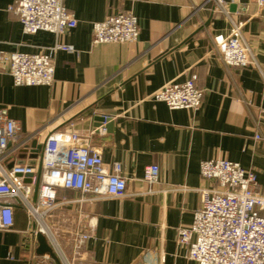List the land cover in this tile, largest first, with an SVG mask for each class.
I'll return each instance as SVG.
<instances>
[{"label": "crops", "instance_id": "0c3cea01", "mask_svg": "<svg viewBox=\"0 0 264 264\" xmlns=\"http://www.w3.org/2000/svg\"><path fill=\"white\" fill-rule=\"evenodd\" d=\"M230 2L231 0H227ZM16 0H0V51L37 54L56 41L73 47L57 52L50 87L13 85L0 71V111L31 136L30 149L57 132L89 136L108 168L121 164L126 197L69 203L47 218L69 264H196L178 244V229L189 227L200 207L199 190L210 181L201 162L227 160L253 170L264 191V6L234 0V14L259 68L223 66L213 38L230 31L207 0H64L76 28L56 38L25 34L8 10ZM130 12L139 35L132 44H92V26L111 14ZM197 75L203 92L196 112L169 110L151 96L165 84ZM109 117L106 129L98 118ZM103 124V123H102ZM108 128V129H107ZM33 146V147H32ZM36 146V147H35ZM157 165L158 182L147 192L144 168ZM58 201L79 199L59 189ZM34 224L14 209V225L0 231V264H31L37 255ZM89 239L76 252L73 233Z\"/></svg>", "mask_w": 264, "mask_h": 264}, {"label": "built area", "instance_id": "2783aa9c", "mask_svg": "<svg viewBox=\"0 0 264 264\" xmlns=\"http://www.w3.org/2000/svg\"><path fill=\"white\" fill-rule=\"evenodd\" d=\"M252 1L260 8L264 6V0ZM207 2L212 4V12L221 14L230 25L228 34L213 38L223 66L259 68L242 32L243 23L236 19L240 12L232 14L229 10L234 0ZM8 10L17 16L28 35L48 32L59 38L77 26L64 0H16ZM138 35L137 19L130 12L111 14L92 26L93 45L132 44ZM59 51L74 50L56 41L51 48L37 54L0 51V71L7 72L16 87H50L54 76L53 56ZM202 99L196 74L181 84H165L151 96V100L164 103L169 110L190 112L200 108ZM102 117L105 121L110 119ZM31 138L22 133L16 121L0 111V231L13 227L14 209L19 207L34 224L33 237L38 233L43 235L60 264H69L60 248L59 233L47 224L48 216L63 204L124 198L126 178L121 164L105 166L100 151L89 145V136L73 131L53 133L35 154L29 151ZM255 139L264 141V136L256 134ZM199 171L212 185L199 190L200 207L194 211L191 225L178 229V244L187 248L188 259L196 264H264V191L256 173L227 160L201 162ZM158 177L157 165L144 168L147 192H151ZM59 189L77 193L79 199L58 201ZM89 237L87 232L73 233L74 250L78 252ZM31 264L56 262L48 254H34Z\"/></svg>", "mask_w": 264, "mask_h": 264}, {"label": "water", "instance_id": "95a60500", "mask_svg": "<svg viewBox=\"0 0 264 264\" xmlns=\"http://www.w3.org/2000/svg\"><path fill=\"white\" fill-rule=\"evenodd\" d=\"M234 6H230V12H234ZM104 118L101 116L98 118V122L99 124H97L96 127H99L102 125V123H104ZM106 124L109 122V120H106L105 121ZM105 129H106V126H105ZM108 129V128H107ZM33 147V146H32ZM36 147V146H35ZM42 149V146H37L36 147V152H40ZM36 192H37V185L35 187V192L34 194L36 195ZM36 240H37V244H38V247H37V254L38 255H43V254H48L55 262L56 264H60L59 260L57 259V257L53 254L51 248L49 247V245L47 244L46 242V239L44 238L43 235L41 234H37L36 235Z\"/></svg>", "mask_w": 264, "mask_h": 264}, {"label": "bare ground", "instance_id": "6f19581e", "mask_svg": "<svg viewBox=\"0 0 264 264\" xmlns=\"http://www.w3.org/2000/svg\"><path fill=\"white\" fill-rule=\"evenodd\" d=\"M42 223V221H40Z\"/></svg>", "mask_w": 264, "mask_h": 264}]
</instances>
